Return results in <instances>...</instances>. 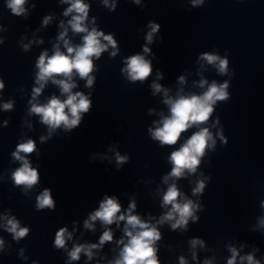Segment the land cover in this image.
<instances>
[{"label": "water", "instance_id": "water-1", "mask_svg": "<svg viewBox=\"0 0 264 264\" xmlns=\"http://www.w3.org/2000/svg\"><path fill=\"white\" fill-rule=\"evenodd\" d=\"M89 5L85 25L96 27L117 42V54L111 47L93 58V86L74 75L73 93L89 97L88 112L81 113L80 123L72 128L54 129L48 137V126L36 114H29L32 89L36 87V67L40 54H53L54 45L66 52L58 36L63 21L68 27L66 39L73 45L82 43L84 33H74L64 16L69 4L61 0H26V13L14 15L0 0V264H109L119 257L123 245L125 221L108 225L113 240L93 249L89 260L85 253L77 261H69L68 252L74 245L98 244L105 230L101 221L94 229L84 227V221L99 209L105 196H115L126 212L134 200L133 214L155 224L170 209L161 206L168 184L163 178L172 170L168 157L199 127H208L216 143L205 150L195 173H188L175 182L183 196L199 204L185 228L173 230L171 223L157 225L161 239L156 241L160 264H227L230 248L240 256L252 254L264 264V0H204L193 6L192 0H83ZM45 17L50 22L43 23ZM93 18L95 22L93 23ZM160 25L153 42L147 44L149 23ZM42 41V43H41ZM107 43L106 41H102ZM147 44L149 53H144ZM24 45H28L27 50ZM203 53H214L228 59V73L200 59ZM144 55L151 61L152 73L144 81H130L122 72L125 60ZM160 73L162 79L157 78ZM185 77V83L179 77ZM56 79H64L57 76ZM211 84L228 81L227 101H217L209 121L193 126L181 134L175 145H161L152 139L149 128L157 127L161 113L168 116L163 92L153 94V82L169 90L173 98L181 94H201L199 81ZM65 99L60 87L51 80L37 97L40 104L51 96ZM13 102L11 110L3 104ZM67 111V109L65 110ZM219 120L216 124L215 121ZM7 121V125H5ZM223 133V143L217 132ZM28 139L36 151L27 154L31 166L38 171L39 181L25 191L15 185L12 173L21 166L12 152ZM127 161L118 165L116 153ZM21 155H24L21 153ZM203 180L202 194L193 195L197 181ZM47 188L54 209L36 210V198ZM119 215V214H118ZM5 216L15 217L29 233L19 241L4 225ZM67 228L72 239L66 247L54 246L55 234ZM200 239L203 246L192 248L190 241ZM125 243L127 238L124 237ZM193 252L196 258L193 259Z\"/></svg>", "mask_w": 264, "mask_h": 264}, {"label": "clouds", "instance_id": "clouds-1", "mask_svg": "<svg viewBox=\"0 0 264 264\" xmlns=\"http://www.w3.org/2000/svg\"><path fill=\"white\" fill-rule=\"evenodd\" d=\"M62 3L69 4V7L64 11V16H69L68 25L74 33H84L82 36V43L73 45L70 43L66 36L68 34V27L64 26L63 21L60 27L63 29L58 36V41L63 42L66 52L60 50V44L54 45L53 54L48 55L47 51L40 54L36 67V87L32 89V99L29 101L31 107L29 114H36L41 118V123L48 126L49 135L41 136L40 141L44 142L48 139L52 131L63 126L65 129H72L76 127L81 121V113L89 111L91 101L88 96L82 92L73 93L72 89L77 85L73 79L74 75H78L80 79L86 80V87L93 86L95 77L91 76L94 64L93 58L99 59L102 52L107 51L109 47L114 49L110 53L111 56L117 54V42L113 39L111 34L105 35L102 31H98L96 27L91 30L85 25L88 19L89 5L84 3L83 0H61ZM134 3L139 4L140 0H133ZM204 0H192L193 6L203 4ZM26 0H6V6L11 12L20 16L26 13L24 7ZM105 6L112 9L115 4L109 5L108 0H103ZM51 17H45L43 23L47 25ZM95 18H93V23ZM150 31L146 35L147 44L153 42V36L159 31L160 25L150 22L148 25ZM106 41L107 43H103ZM42 43V41H41ZM147 44L143 48L144 53H149L150 49ZM27 50L28 45H24ZM200 59L206 61L207 64L213 65L219 74L226 75L228 73V59L227 57H220L214 53H203ZM125 67L122 69L123 73L127 74L130 81H144L152 73L151 61L147 60L144 55L136 54L128 57L125 60ZM57 76H63L64 79H56ZM157 78L162 79L161 74L157 73ZM51 80L53 84L58 85L62 95H66L65 99H60L58 96L53 95L47 103L40 104L37 102V97L43 91L45 85ZM179 82L185 83V77L180 76ZM206 90L201 94L189 93L181 94L183 90L177 93L173 98L169 95V90L163 88L161 84L153 82L151 87L153 94L163 92L164 103L169 107V115L164 116L161 113V120L157 123V127L149 128V133L154 140H158L161 145H175L181 138V134L186 132L193 126L204 125L209 121L214 111V105L217 101H227L229 93L228 81L218 84L215 80L211 84L204 79L199 81V87ZM4 88V83L0 81V90ZM13 102L9 101L3 104L4 110H11ZM67 109V111H65ZM216 124L219 123L217 119ZM7 125V121H5ZM217 135L227 143L226 138L223 136L222 131L217 132ZM215 139L212 132L208 127H199V130L192 133V135L185 140L183 144L174 150L168 157L169 162L172 164V170L163 178V182L168 184L167 190L164 193L161 201V206L167 208L171 206L168 211L160 216L155 224L151 220H143L139 215L133 214L136 208V203L133 200L126 212H121V204L115 196H105L100 202V207L90 214L89 218L84 221V227L87 229H94V222L99 220L105 226L103 234L99 238L98 244H79L74 245L72 250L68 252L69 261H77L80 259V254L83 252L89 260L93 258V249H99L105 242L113 240V233L108 225L116 223L119 227L120 221H125L123 232L124 237L127 238L125 243L122 237L117 243L123 245L120 250L119 257L110 261L109 264H160L157 259V249L155 247L156 241L161 239V233L157 225H162L165 222H172L171 228H185L188 225L190 218L193 222L199 218L194 215L196 210H199L200 205L194 203L191 199L184 196L183 200L180 197L183 193L180 192L175 182L169 184L170 178L179 179L188 173H195L200 158L205 155L207 148L215 146ZM36 151V144L32 139H28L16 146V150L12 152V157L16 161L21 162V166L12 173V180L15 185H23L25 191L31 189L39 181V174L36 169L31 166L27 154ZM23 153L24 155H21ZM117 164H123L127 161L126 156H121L116 153ZM205 188L203 180L197 181L196 187L193 188V195L202 194ZM36 210L54 209L55 202L52 199L50 190L45 188L40 195L36 198ZM264 206V203H262ZM119 214V215H118ZM6 224L4 227L9 233L13 234V238L19 241L29 233L28 227H21L20 222L13 216H5ZM264 225V219L260 221ZM66 238L72 239V233L68 232L67 228H60L55 234L54 246L57 249L66 247ZM4 243L0 239V246ZM193 249L197 245L203 246V241L196 238L190 241ZM231 257L228 259L227 264H236L237 256L239 255L236 248H230ZM196 258L193 252V259ZM241 262L247 261V264H260V261L255 260L252 254L247 256H240ZM179 264H187L184 257H180ZM204 264H211V261L205 260Z\"/></svg>", "mask_w": 264, "mask_h": 264}]
</instances>
